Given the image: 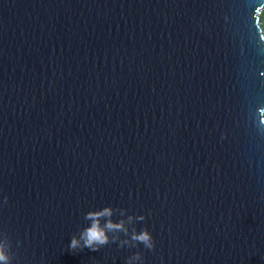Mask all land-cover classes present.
<instances>
[{"label": "water", "instance_id": "water-1", "mask_svg": "<svg viewBox=\"0 0 264 264\" xmlns=\"http://www.w3.org/2000/svg\"><path fill=\"white\" fill-rule=\"evenodd\" d=\"M261 3L0 0L10 264H264ZM107 204L155 248L71 250Z\"/></svg>", "mask_w": 264, "mask_h": 264}, {"label": "clouds", "instance_id": "clouds-1", "mask_svg": "<svg viewBox=\"0 0 264 264\" xmlns=\"http://www.w3.org/2000/svg\"><path fill=\"white\" fill-rule=\"evenodd\" d=\"M256 25L259 30L260 38L264 40V3H261L256 9ZM262 119H264V110H261ZM119 213V219H113ZM143 214H127L126 208L113 207L111 204L99 208H93L84 213V224L79 231L71 236L69 248L91 249L93 251L100 249L109 243L119 242V247H138L143 244L146 249L155 248V240L152 232L145 225L142 228H133L131 231L128 224L132 221H144ZM123 233L125 238H120ZM9 243L7 239L0 240V264H10L8 255ZM125 264H144V257L140 251L134 252L126 258Z\"/></svg>", "mask_w": 264, "mask_h": 264}]
</instances>
